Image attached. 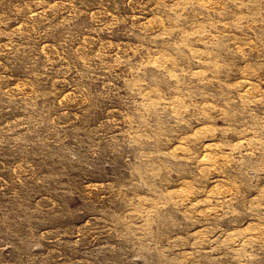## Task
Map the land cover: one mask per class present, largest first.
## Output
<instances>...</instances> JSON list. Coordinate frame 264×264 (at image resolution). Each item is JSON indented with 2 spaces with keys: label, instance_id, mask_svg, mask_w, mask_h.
I'll return each instance as SVG.
<instances>
[{
  "label": "rangeland",
  "instance_id": "obj_1",
  "mask_svg": "<svg viewBox=\"0 0 264 264\" xmlns=\"http://www.w3.org/2000/svg\"><path fill=\"white\" fill-rule=\"evenodd\" d=\"M0 264H264V0H0Z\"/></svg>",
  "mask_w": 264,
  "mask_h": 264
}]
</instances>
